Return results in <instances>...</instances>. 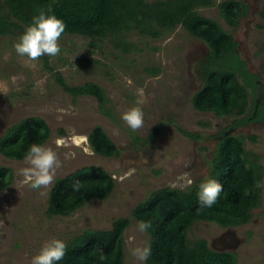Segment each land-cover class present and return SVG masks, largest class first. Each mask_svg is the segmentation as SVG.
I'll return each mask as SVG.
<instances>
[{
  "label": "rangeland",
  "instance_id": "374dc122",
  "mask_svg": "<svg viewBox=\"0 0 264 264\" xmlns=\"http://www.w3.org/2000/svg\"><path fill=\"white\" fill-rule=\"evenodd\" d=\"M222 1L214 0V6L199 12L234 35L241 57L264 78V0H237L249 11L236 27L221 15ZM0 7L7 11L3 1ZM19 36L0 35V139L23 119L41 117L50 130L43 146L56 152L62 166L49 188L33 190L22 183L24 160L5 157L6 149L0 148V166L11 169L6 177L10 184L0 190V264H30L45 241L67 242L87 229L108 230L119 218L130 220L123 232L124 264H146L135 250L148 248L150 234L138 230L134 208L160 188L187 189L208 179L219 142L216 136L234 119L193 106L192 98L201 87L193 85L199 82L195 69L210 53L208 45L181 25L160 37L136 30L125 33L124 39L135 43L129 52L115 47L110 38L96 46L86 36L66 34L59 42L60 54L48 56V69L43 57L31 62L16 54L13 44ZM57 74L69 86L87 82L102 86L108 98L105 107L94 96H72L56 80ZM137 100L143 101L139 106L144 124L132 131L121 114L137 106ZM97 125L115 142L117 154L104 157L92 150L88 138ZM177 126L199 137H190ZM232 135L246 138L245 149L264 169V126H241ZM84 166L108 171L115 180L113 192L86 202L69 216H48L55 181ZM185 173L190 174L191 186ZM259 187L260 203L251 210L248 223L222 227L196 221L188 232L190 241L205 238L214 250L235 253L239 264H264V170Z\"/></svg>",
  "mask_w": 264,
  "mask_h": 264
},
{
  "label": "trees",
  "instance_id": "16d2710c",
  "mask_svg": "<svg viewBox=\"0 0 264 264\" xmlns=\"http://www.w3.org/2000/svg\"><path fill=\"white\" fill-rule=\"evenodd\" d=\"M1 1L7 11H0V35H21L38 10L47 12L51 6L49 14H55L66 25L63 35L86 36L96 46L99 41L110 38L115 47L125 52L135 47V43L124 39L129 31L160 37L181 25L190 35L206 42L211 58L216 60L208 68L203 87L192 98L195 109L219 116L241 114L246 109V87L251 82L235 53L237 43L234 36L217 21L199 12L201 7L214 6V0H0V5ZM218 6L232 27L238 25L239 18L247 11L246 6L237 0H223ZM261 15L264 17V10ZM42 57L45 66L51 69L48 56ZM242 74L244 84L240 79ZM56 80L74 97L94 96L103 107L108 101L105 89L97 83L69 86L61 74H57ZM178 129L190 137H199L180 127ZM49 135L46 120L38 116L28 117L11 132L5 133L0 139V148L6 149L3 152L6 157L24 159L32 144L43 145ZM88 140L92 150L101 156L118 153L117 145L101 125L92 129ZM215 153L208 179L222 184L224 191L211 208L199 206L197 192L200 183L187 189L160 188L134 208L136 220L151 222L147 229L150 254L146 264H239L235 253L214 250L205 238L190 241L188 232L196 221L201 220L222 227L248 223L251 210L260 203L259 183L264 169L252 158L250 154L253 153L245 149L243 135L222 138ZM9 171V167L0 166V190L11 182L6 178ZM77 182L81 187L74 191ZM114 188V177L108 171L84 166L55 181L47 214L50 217L69 216L88 201L107 198ZM129 223L128 218H119L111 229L84 230L65 242L66 254L56 264H124L123 232ZM101 253L106 257L103 261L99 259Z\"/></svg>",
  "mask_w": 264,
  "mask_h": 264
},
{
  "label": "clouds",
  "instance_id": "9594fccd",
  "mask_svg": "<svg viewBox=\"0 0 264 264\" xmlns=\"http://www.w3.org/2000/svg\"><path fill=\"white\" fill-rule=\"evenodd\" d=\"M51 12L52 8L49 6L47 12L40 9L38 14L32 17L31 23L26 26L24 32L13 44L18 56L35 62L44 55L55 57L60 54L59 42L66 30V25L55 14H49ZM140 94L142 95V90H140ZM136 103L137 106H133L121 114V119L132 131L139 130L144 124V113L139 106L143 101L137 100ZM57 144L62 145L63 141H57ZM23 162L26 167L20 170V175L23 176L22 183L33 190L49 188L54 181L57 169L62 166L53 149L39 144H32L29 147ZM132 171L126 173L125 178L131 176ZM185 177L187 185L191 186L193 181L190 174L185 173ZM73 187L74 191H79L80 182H77ZM223 191V185L215 179H206L201 182L197 192L200 208H211ZM137 227L140 232H146L151 227V222L141 220ZM66 248V243L60 239L47 240L42 244L38 253L31 258L30 264H56L65 256ZM135 254L140 260H145L150 253L147 248H144L136 249ZM105 258V254L101 253L99 259L103 261Z\"/></svg>",
  "mask_w": 264,
  "mask_h": 264
},
{
  "label": "flooded vegetation",
  "instance_id": "af4514ba",
  "mask_svg": "<svg viewBox=\"0 0 264 264\" xmlns=\"http://www.w3.org/2000/svg\"><path fill=\"white\" fill-rule=\"evenodd\" d=\"M243 4L246 6L247 11L242 16H246L248 11H249V8H248L247 4H245V3H243ZM234 40L237 43V46L235 48V53L237 55V58H239L241 63L243 64V66H244L243 68L245 69V75L249 78L251 85L246 87L247 106H246V109L244 110V112L241 114L235 112L231 115H222V116H227V117H234V119L231 121L230 125H228L227 128L221 130L220 134L216 136L218 138V140H221L224 137L232 135L234 130H236L237 128H239L241 126L247 127V126H250L252 124H258V125L264 126V104H260V105H258V107H256V96H257V91H258V88L260 85L259 82H264V78L261 77L260 73H258L257 71H253L249 68L248 62L241 57V52L239 49L240 42L236 41L235 37H234ZM213 63L215 64V61L211 58L210 54H208L207 56H204L201 59V61L199 62V64L197 65V67L195 69L196 73L198 75L197 80L199 82L194 81L193 85L198 86L201 84L200 88L203 87V85L205 83V76L207 75L208 68L211 67V65ZM243 75L244 74H242L243 78L240 76V79H241V82L244 84V81H245L244 78L245 77Z\"/></svg>",
  "mask_w": 264,
  "mask_h": 264
},
{
  "label": "water",
  "instance_id": "95a60500",
  "mask_svg": "<svg viewBox=\"0 0 264 264\" xmlns=\"http://www.w3.org/2000/svg\"><path fill=\"white\" fill-rule=\"evenodd\" d=\"M259 84L256 96V107L260 104H264V82H259Z\"/></svg>",
  "mask_w": 264,
  "mask_h": 264
},
{
  "label": "crops",
  "instance_id": "0c3cea01",
  "mask_svg": "<svg viewBox=\"0 0 264 264\" xmlns=\"http://www.w3.org/2000/svg\"><path fill=\"white\" fill-rule=\"evenodd\" d=\"M6 157V156H5ZM19 160H24V159H19Z\"/></svg>",
  "mask_w": 264,
  "mask_h": 264
}]
</instances>
